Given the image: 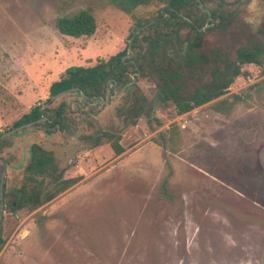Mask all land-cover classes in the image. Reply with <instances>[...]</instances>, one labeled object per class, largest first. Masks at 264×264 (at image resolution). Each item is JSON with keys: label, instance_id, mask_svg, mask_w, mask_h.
Wrapping results in <instances>:
<instances>
[{"label": "rangeland", "instance_id": "1", "mask_svg": "<svg viewBox=\"0 0 264 264\" xmlns=\"http://www.w3.org/2000/svg\"><path fill=\"white\" fill-rule=\"evenodd\" d=\"M228 1L235 21L207 32L203 48L234 59L240 47L264 44V0ZM160 7L135 13L151 19ZM83 9L96 18L92 35L58 31V17ZM136 29L114 0H0V132L46 102L67 67L123 51ZM242 69L224 95L183 114L139 72L132 78L154 108L136 123L117 113L124 91L93 104L68 92L56 103H69L73 132L33 125L7 136L0 264H264V72L254 63ZM234 94L243 101L230 115L211 108ZM103 130L121 134L122 153L93 144ZM33 143L53 152L56 174L78 180L33 210L14 211L8 202L24 183ZM2 171L0 161V180Z\"/></svg>", "mask_w": 264, "mask_h": 264}, {"label": "trees", "instance_id": "2", "mask_svg": "<svg viewBox=\"0 0 264 264\" xmlns=\"http://www.w3.org/2000/svg\"><path fill=\"white\" fill-rule=\"evenodd\" d=\"M200 1L211 12L209 26L203 30L201 28L207 23L208 13L200 7L198 0H114L116 6L135 20L137 29L153 22L134 36L130 51L127 45L123 51L108 58L101 57L93 65L67 67L60 78L50 85V97L46 102L32 106L15 123V127L45 116L43 122L34 126L46 127L49 134L58 130L71 133L76 129L77 122L71 114L70 105L64 99L56 103V99H52L54 95L72 89L70 93L78 94L85 104H93L106 98L108 88L113 93L122 91L131 82L133 73L141 72L148 76L156 87L160 102L174 103L176 113L183 114L224 95L237 76L246 75L242 69L244 64H257L263 67L264 72L262 43L240 47L234 59L216 49L210 53L204 50V35L214 29L227 30L236 19L237 9L232 7L235 2L228 0ZM154 2L161 7L153 18L141 19L135 13L138 7ZM55 25L62 34L81 37L92 35L97 21L89 9H83L72 16L58 17ZM135 31L130 33L129 39ZM212 61L214 66H211ZM123 97L124 104L117 108V113L131 123H136L143 114L150 115L154 108L136 83L124 90ZM242 101L243 95L234 94L213 102L211 108L228 116ZM178 130V127H173L169 141L174 140ZM90 138L96 146L109 143L116 154L125 150L119 132L103 130ZM6 142L7 137L0 138V143ZM56 170L53 152L39 143H33L24 169V183L14 193L13 200L8 202L10 207L14 211L24 207L33 210L77 182L78 178H62V172L56 174ZM48 178L53 182L50 187L46 186ZM4 191L6 197L5 185ZM3 243L0 233V249Z\"/></svg>", "mask_w": 264, "mask_h": 264}, {"label": "water", "instance_id": "3", "mask_svg": "<svg viewBox=\"0 0 264 264\" xmlns=\"http://www.w3.org/2000/svg\"><path fill=\"white\" fill-rule=\"evenodd\" d=\"M198 2H199V4H200V7H201L204 11H206V12L208 13L207 23H206V25H205L204 28H201V29L203 30V29H205L206 27L209 26V21L211 20V12H210V10H209L208 8H205V7H204L203 3H202L200 0H198ZM152 22H153V21H151L150 23L146 24L145 26H143V27H141V28H139V29H137V30L135 31L134 35L129 39V42H128V50H129V51H130L131 48H132V41H133L134 36H135L136 34H138V33L140 32V30H142V29L146 28L147 26H149ZM135 81H136V76L133 75V78H132L131 82L128 83V84L126 85V87H125L121 92H123L128 86L133 85V84L135 83ZM71 90H72V89L63 90V91L57 93L56 95H54V96L52 97V99H56V98H58V97H60V96H62V95H64V94L70 92ZM110 94H111V88H108L106 98H105V99H100L98 102H99V103H107V102L109 101ZM46 105H47V104H45L44 106H46ZM45 119H46V117L43 116V117H41V118L38 119V120L31 121V122H27V123H24V124L19 125V126H17V127H14V128H12V129H10V130H8V131H6V132H3V133L0 135V138H5V137L11 135L12 133H14V132H16V131H18V130H20V129H23V128H26V127L32 126V125H34V124H36V123H41V122H43ZM0 161H1L2 165H3V171H2L1 180H0V233H1V230H2V219H3L4 209H5V200H4V198H5L4 180H5V176H6V173H7V167H6V163H5V161H4L2 158H0Z\"/></svg>", "mask_w": 264, "mask_h": 264}, {"label": "flooded vegetation", "instance_id": "4", "mask_svg": "<svg viewBox=\"0 0 264 264\" xmlns=\"http://www.w3.org/2000/svg\"><path fill=\"white\" fill-rule=\"evenodd\" d=\"M120 92H121V91H120ZM98 101H99V100H98ZM98 101H97V102H98ZM21 125H22V124H21ZM34 125H35V124H34ZM32 126H33V125H32ZM16 127H17V126H16ZM23 129H24V128H23Z\"/></svg>", "mask_w": 264, "mask_h": 264}]
</instances>
